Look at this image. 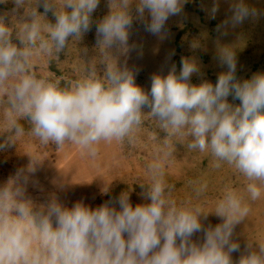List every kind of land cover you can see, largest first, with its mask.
Returning <instances> with one entry per match:
<instances>
[{"label": "clouds", "instance_id": "9594fccd", "mask_svg": "<svg viewBox=\"0 0 264 264\" xmlns=\"http://www.w3.org/2000/svg\"><path fill=\"white\" fill-rule=\"evenodd\" d=\"M187 0H108V13L93 20L100 0H11L13 19L0 15V150L12 147L27 131L57 148L79 144L95 157L100 141L133 144L145 116L159 122L165 143L148 164L150 181L140 185L143 203H131L130 192L92 208L83 200L71 207L52 194L37 203L28 195L31 175L41 161L30 156L26 169L0 184V264H264V242L236 239V227L250 213L243 194L231 188L205 211L199 204L177 202L165 177V162L174 152V137H189L188 148L209 150L215 167L233 165L248 180L250 200L264 189V72L237 79L232 46L218 49L226 71L215 84H193L200 73L193 59L181 58L166 75L151 76L150 90L135 82L136 72L118 63L115 53L130 49L134 21L158 38L166 23L180 15ZM9 0H0L7 4ZM43 8V12L39 9ZM22 14L20 13V10ZM218 4L210 9L215 18ZM54 17L49 21L48 13ZM19 14V18L16 16ZM257 10L245 0H232L231 16L219 27H235ZM95 25L99 60L84 75L61 86L38 75L33 58L58 56L70 41H80ZM97 63L104 65L102 74ZM239 100V105L228 97ZM147 108L149 111L145 112ZM206 183L195 187L199 196ZM209 215L220 223L205 226ZM197 233L202 238L194 240ZM233 253H239L237 260Z\"/></svg>", "mask_w": 264, "mask_h": 264}, {"label": "rangeland", "instance_id": "374dc122", "mask_svg": "<svg viewBox=\"0 0 264 264\" xmlns=\"http://www.w3.org/2000/svg\"><path fill=\"white\" fill-rule=\"evenodd\" d=\"M245 2L257 10V15L235 27L218 28L231 16L232 0H187L182 13L167 21V36L163 39L149 34L142 23L134 21L128 42L131 47L126 53H115L118 63L134 70L135 82L146 91L150 90L152 74L160 72L166 75L173 64L179 72L182 57L193 59L200 65V73L191 77L193 84L204 80L215 84L218 74L227 70L220 64L218 49L228 45L236 51L237 79H250L253 74L264 72V0ZM214 4H218L219 10L212 18L210 9ZM13 8L11 0L0 4V15L7 14V20L11 21ZM39 10L43 12L42 7ZM108 11V0H100L93 20L102 19ZM48 19L54 22L50 12ZM96 43L93 25L80 41H70L68 49L61 52L58 59L53 57L50 61L44 55L34 57L37 74L59 81L61 86L74 82L84 75L91 61L99 60ZM96 67L102 74L104 65L97 63ZM228 100L234 105L240 103L231 95ZM4 107L5 104L0 103V117ZM144 111L149 110L145 108ZM28 127L25 122V134L16 145L0 150V184L15 175L18 169H26L30 155L41 161L28 185V195L37 203H44L55 194L68 207L83 200L95 208L114 200L123 191L130 192L133 206L144 202L140 185L149 183L148 164L165 143L164 133L155 119L145 116L133 144L100 141L94 158L85 154L75 142H65L59 148L52 143L43 144L27 131ZM6 135H0V143ZM188 142L186 135L174 137L173 155L165 162L166 180L174 185L172 197L178 203L189 201L199 204L205 211H212L225 191L231 188L243 194L250 207L249 215L235 230L241 250L247 241L254 244L264 242V189L259 199L251 201L246 191L248 180L245 176L226 162H221L219 168L215 167L216 161L209 150L190 149ZM201 183H206L207 188L198 196L194 189ZM220 222L215 215H209L204 223L205 226H215ZM200 238L202 233L193 237L194 240ZM238 258L239 253H233V259Z\"/></svg>", "mask_w": 264, "mask_h": 264}, {"label": "trees", "instance_id": "16d2710c", "mask_svg": "<svg viewBox=\"0 0 264 264\" xmlns=\"http://www.w3.org/2000/svg\"><path fill=\"white\" fill-rule=\"evenodd\" d=\"M177 73H179V72H177Z\"/></svg>", "mask_w": 264, "mask_h": 264}]
</instances>
